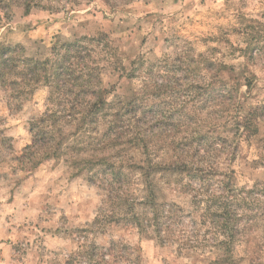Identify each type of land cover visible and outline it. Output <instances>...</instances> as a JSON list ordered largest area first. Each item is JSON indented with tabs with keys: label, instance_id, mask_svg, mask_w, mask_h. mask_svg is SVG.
<instances>
[{
	"label": "clouds",
	"instance_id": "obj_1",
	"mask_svg": "<svg viewBox=\"0 0 264 264\" xmlns=\"http://www.w3.org/2000/svg\"><path fill=\"white\" fill-rule=\"evenodd\" d=\"M0 264H264V0H0Z\"/></svg>",
	"mask_w": 264,
	"mask_h": 264
}]
</instances>
